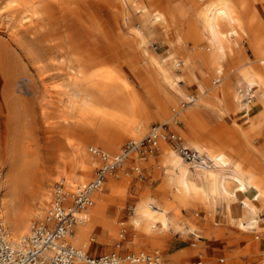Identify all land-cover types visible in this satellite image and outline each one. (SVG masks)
<instances>
[{
  "label": "rangeland",
  "instance_id": "374dc122",
  "mask_svg": "<svg viewBox=\"0 0 264 264\" xmlns=\"http://www.w3.org/2000/svg\"><path fill=\"white\" fill-rule=\"evenodd\" d=\"M134 1L130 4L127 0H0V169L3 173L9 157L7 150L12 148L14 150L10 160L23 183L22 189L45 186L51 192L50 204L42 214L39 213L34 226L42 224L57 196L61 197L63 206L68 202L72 207L75 194L72 197L70 194L75 187L78 190L93 182L98 170L108 164L110 157L104 161L93 155L90 148L108 154L122 153L123 160H135L130 165L132 170L140 169L138 162L144 160V156H150L144 151H135L129 141L140 140L151 126L169 123V120L157 121L156 106L145 96L140 85L143 77L151 70L146 66V59L150 60L152 56L160 61V65L166 68L165 71L172 78H180L182 96L173 94L172 89L167 88L176 96L174 99L177 105L172 103L168 107L173 118L199 96L197 86L203 80L199 69L208 75L209 88L217 83L228 84L231 116L217 117L207 107L197 109V130L201 128L198 132L210 136L218 148L222 142L221 137L219 140L215 138V129L224 123L229 129L227 135L234 148L241 146L238 151L245 152L246 142L240 139L243 127L237 114L241 112L243 104L247 103L251 92L238 75V69L224 71L222 74H206L199 62L186 59L190 49L195 46L191 41L183 44L185 47L178 48L172 28L164 32L153 23L151 12H165L164 4H159L157 0ZM179 1L186 7L190 5L188 0H170V3ZM206 1H199V4ZM244 2V6H237L247 31L235 46L234 53L237 58L242 60L243 54L246 57L244 59L248 60H242L240 64L252 65L254 58L247 41L248 28L254 29V25L248 27V21L254 15V8H258L255 14L258 21L264 20V0ZM147 8H150V12ZM197 48H208L207 41L203 40ZM222 64L227 68L228 56L224 57ZM187 71L195 75L193 84L186 80ZM75 73L78 89L84 93L83 96L92 95V101L82 104L69 101L64 86ZM127 89H130V93H127ZM255 120L259 122L260 118ZM178 122L180 128L176 130L183 143L190 147L181 132L184 124L179 117ZM136 123H139L138 129L133 131ZM249 141L248 148L264 150V123L258 130L251 129ZM103 143H110L113 151H105ZM160 146L169 152L173 151L167 143L161 142ZM76 148H81L83 152L76 153ZM172 155L176 156L177 164L181 162L180 168L186 169L188 174L193 172L195 166H200L183 161L174 151ZM203 156L204 167L211 165L208 157L205 154ZM76 160H83L85 167H77ZM155 162L156 159L150 158L148 165L153 167ZM68 177L76 180L71 191H67L63 183ZM38 207L41 211L39 203L32 209ZM111 232L114 234L113 229ZM74 248L84 253L87 251V248ZM152 252H158L162 264H178L176 260L166 262L159 247L153 248ZM247 253V250H243L229 256L219 255L214 259H222L226 264H240V258ZM202 261L206 262L205 259Z\"/></svg>",
  "mask_w": 264,
  "mask_h": 264
},
{
  "label": "bare ground",
  "instance_id": "6f19581e",
  "mask_svg": "<svg viewBox=\"0 0 264 264\" xmlns=\"http://www.w3.org/2000/svg\"><path fill=\"white\" fill-rule=\"evenodd\" d=\"M133 1L134 0H127L130 4ZM157 1L159 4H164L165 7V12L163 13L151 12L153 23H155L157 29H162L165 32L171 27L178 48L182 46L185 47L183 44H186L189 41L195 45L190 49V53L188 51L189 56L186 57L187 61L190 62L196 60V62H199L200 66L205 68L206 74H222L224 71L229 72L238 69V75L242 78L246 87L250 89L251 92L248 101L246 100L247 103L245 104L244 112L246 113V116L249 117L251 115V107L253 105L258 107L257 111L260 116V121L253 126L254 130H258L264 123V20L258 21V17L255 15L258 8L252 9L254 15L252 14L248 21V27L254 25V29L248 28L249 37L247 41V46L250 49L254 61L251 63L252 65H242L240 63L242 60H245L244 58L246 57L242 54V60L237 58L234 53V48L239 44L241 38H243V34L247 31L244 28V21L242 22L238 10V6H244V0H207L201 5L199 4V1L202 2L203 0H188V3H190L188 7H186L182 1L176 3H170V0ZM147 9L150 12V8ZM190 13L192 17H190ZM262 13L264 15V7ZM203 40L207 41L208 48L205 50H202L201 48L198 49L197 47L202 44ZM226 56L229 57V65L227 68L222 64L223 59ZM146 61V66L151 70H148V74L143 77L140 85L145 96L156 106L155 117L157 121L162 122L169 120L168 122L172 123L170 126L177 132L176 129L179 127V117L184 124L181 132L187 139V143L192 149H197L202 152L203 155L205 154L206 158L208 157L211 162V165L206 167H204L205 164L195 166L193 178L188 177L189 174L186 169L180 168L182 164L179 162V164H177L179 167L178 173L174 178L170 179L173 198L177 199L181 205L187 204L190 201L201 202L204 204L208 199L214 200L217 196L228 201L231 198H236V195L238 196V191H242L246 192L253 201L264 202V150L262 148H248L250 145V131H242L241 133L240 139L246 142L245 152L241 153L238 151L241 146L238 149L234 148V144L229 138L230 136L227 135L229 129L224 123H220L215 129V138L219 140L221 137L220 140L222 142L221 145H218V148L214 146L215 142L213 143L211 141L209 138L210 136L207 135L208 137H206L198 132L201 128H198L197 130L199 125L197 109L207 107L212 109L217 117H221L222 115H224V117L231 116L229 110L231 102L228 101V98L230 97L228 84L225 82H222L221 84L217 83L209 88L210 82L209 77H207L208 75H205L199 69L200 73L203 75L201 84L197 86L199 96L190 104V106L188 105L189 107L187 109L183 110L176 118H173L171 117V113L169 114L168 107L172 103H177L174 99L176 96H173L174 93L181 94V96L183 95L180 78L178 76L172 78V76L165 71L166 68L164 69L162 65H160V61H157L155 57L152 56L150 60L146 59ZM194 76L195 75L192 72H186L185 77L189 84H193L195 79ZM77 80L78 77L76 73L72 74L69 81L64 86V91L66 92L69 101L75 104H77V102H81L82 104L83 102L87 103L92 101V95H87L88 97L82 95L84 93L78 89L76 84ZM82 80H84V78ZM213 82H217V79L215 81L213 80ZM175 86H179L180 88L176 89ZM168 87L172 89L173 94L171 91L167 90ZM206 88L209 89L206 91ZM129 91L130 89H127V93ZM79 95L82 97L80 98ZM181 107H183V105ZM137 125H139V123H136L133 126V131L138 129ZM153 127L154 126H151L146 134H148ZM177 133L179 134V132ZM224 133L225 135L222 139ZM138 141L139 140L129 141V143L135 145ZM216 143L218 144V141ZM102 147L105 151H113L110 143H103ZM225 149H228L229 151L227 152ZM13 150L14 149L12 148L7 150L9 157L5 162L3 173L0 177V218L7 233H9L11 244L16 246L23 238L30 235L31 232L29 231H32V228L35 225L33 223L36 221L37 216L39 213L42 214L44 209L50 204L51 199L49 198V194H51V192L48 191L45 186L33 187L35 189H22L23 183L20 180L13 161L10 160L13 156ZM75 151L78 154L83 152L81 148H76ZM105 154L110 157L108 163L112 162L114 159H119L122 156V153L108 154L105 152ZM235 158L237 160L233 161ZM122 162L123 159H121L119 163ZM75 164L79 168L85 167L83 160H76ZM107 175H110V173H107L106 176ZM75 181L74 177L66 178L65 181H63L65 189L71 191L73 186H75ZM25 184L26 183H24V186ZM101 186L102 183H100V187ZM75 191L77 192V187H75L74 191L70 194L71 197L75 194ZM89 196L92 198V204L90 206L81 210H73L74 216L77 218V223L74 227L76 228V231L75 234L72 233L74 236L71 235L69 241H66L65 239L72 248H86V242L81 241L82 235L84 234L80 232L81 230L83 232L87 231L93 224L110 226V224H103L102 220L95 216V197L92 194ZM36 203H39L42 206L41 211H39V207L35 210L32 209ZM68 204V202L64 203L65 209H70V204ZM140 207L145 208L144 210H146L145 212L147 215L155 216L163 225H165L167 221V208H163L161 212L157 210L153 211L148 209L149 203L144 201L140 203ZM168 207H170V205H168ZM250 208L257 214L259 213L258 207L254 204L250 205ZM49 211L50 209L48 210V214L44 216V221L41 222L42 224L50 225V222L47 219L49 217ZM228 211L230 214L239 215L238 207L236 205L228 206ZM257 224V218H255L247 224L241 223L240 226L242 228L252 229L257 227Z\"/></svg>",
  "mask_w": 264,
  "mask_h": 264
},
{
  "label": "crops",
  "instance_id": "0c3cea01",
  "mask_svg": "<svg viewBox=\"0 0 264 264\" xmlns=\"http://www.w3.org/2000/svg\"><path fill=\"white\" fill-rule=\"evenodd\" d=\"M245 104L237 115L242 131L249 132L260 116L258 107L253 105L251 115L247 117ZM172 152L160 146L155 155L144 156V160L138 162L139 173L130 167L135 160L125 159L102 181L104 187L92 191L95 216L110 226L93 224L91 229L80 231L86 235L81 238L87 244L85 252L89 256L108 253L123 256L134 251L152 252L153 248L159 247L166 262L176 260L178 264H195L205 259L202 264H226L214 257L247 250L248 253L240 258V264H264V202L253 201L246 192L238 191V196L228 201L217 196L204 204L190 201L181 205L171 192L170 179L179 171L178 160ZM150 158L156 159L153 167L148 165ZM188 177L193 178V172ZM143 201L148 202V209L153 211L161 212L167 208L165 225L155 216L146 214L145 208L140 207ZM252 204L258 207V214L250 208ZM230 205L238 207L239 215L230 214ZM255 218L257 227L240 226ZM69 238L71 235L65 238L66 241Z\"/></svg>",
  "mask_w": 264,
  "mask_h": 264
},
{
  "label": "built area",
  "instance_id": "2783aa9c",
  "mask_svg": "<svg viewBox=\"0 0 264 264\" xmlns=\"http://www.w3.org/2000/svg\"><path fill=\"white\" fill-rule=\"evenodd\" d=\"M160 142L169 144L173 151L189 164H205L204 156L197 150L186 146L181 136L169 123L154 126L148 134L132 146L138 153L144 151L146 154L152 155L158 150ZM90 151L93 155L107 161L108 156L100 150L90 148ZM121 159L122 157L104 164L98 170L93 182L79 188L74 195L73 206L70 209H65L61 197L57 196L47 218L50 225L34 226L30 235L23 238L16 246L11 244L9 234L0 218V264H162L158 252L140 251L123 256L117 253L89 256L81 250L72 248L65 241V236L72 235L73 226L77 223L73 210L85 209L92 204L89 195L93 190L100 188V183L107 177L106 174H112ZM135 170L138 173L140 171L137 168ZM1 175L0 169V177ZM195 264H202V262L198 261Z\"/></svg>",
  "mask_w": 264,
  "mask_h": 264
}]
</instances>
